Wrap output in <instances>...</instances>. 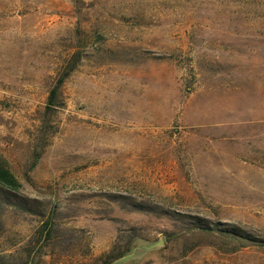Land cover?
<instances>
[{
    "label": "rangeland",
    "instance_id": "374dc122",
    "mask_svg": "<svg viewBox=\"0 0 264 264\" xmlns=\"http://www.w3.org/2000/svg\"><path fill=\"white\" fill-rule=\"evenodd\" d=\"M0 161V264H264V0H0Z\"/></svg>",
    "mask_w": 264,
    "mask_h": 264
},
{
    "label": "trees",
    "instance_id": "16d2710c",
    "mask_svg": "<svg viewBox=\"0 0 264 264\" xmlns=\"http://www.w3.org/2000/svg\"><path fill=\"white\" fill-rule=\"evenodd\" d=\"M73 66V64L66 65L65 70L57 75L53 85L50 87L49 92L47 94L46 100H45V107H52L55 104V97H56V91L58 86L61 84L64 75L67 74L69 69ZM0 182L3 185H6L11 188H16L18 186V181L16 178L11 174V172L8 170V168L5 166L3 162L0 161ZM226 233H231L233 235H239L242 237H248L245 236L243 233H239L237 228H230L226 230Z\"/></svg>",
    "mask_w": 264,
    "mask_h": 264
}]
</instances>
